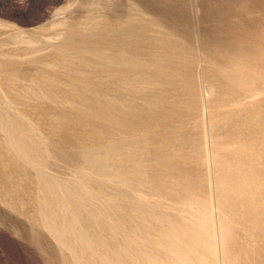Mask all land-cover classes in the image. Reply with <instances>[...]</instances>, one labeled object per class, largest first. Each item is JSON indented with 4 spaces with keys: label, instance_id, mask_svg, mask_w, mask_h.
I'll return each instance as SVG.
<instances>
[{
    "label": "rangeland",
    "instance_id": "rangeland-1",
    "mask_svg": "<svg viewBox=\"0 0 264 264\" xmlns=\"http://www.w3.org/2000/svg\"><path fill=\"white\" fill-rule=\"evenodd\" d=\"M260 94L264 0H0V264H262Z\"/></svg>",
    "mask_w": 264,
    "mask_h": 264
},
{
    "label": "bare ground",
    "instance_id": "bare-ground-1",
    "mask_svg": "<svg viewBox=\"0 0 264 264\" xmlns=\"http://www.w3.org/2000/svg\"><path fill=\"white\" fill-rule=\"evenodd\" d=\"M198 5V4H197ZM238 46V45H237ZM241 48V47H240ZM245 50V49H244ZM202 51V50H201ZM240 52V51H239ZM202 54V53H201ZM236 56H239L238 54L236 55ZM248 56V55H247ZM247 59V58H246ZM203 62V61H202ZM219 63H220V60H219V57L216 55L215 56V60L213 61V77H214V85L215 86H220L217 82L219 81L218 80V65H219ZM186 65V64H185ZM236 66H237V69L239 68V66H238V64H236ZM179 68V67H178ZM209 68V67H208ZM243 69V68H242ZM234 71H236V67H235V65H233V67H232V70H231V76L233 77V72ZM244 72V71H243ZM247 72V71H246ZM248 74V73H247ZM229 76H230V74H229ZM247 77H249V75L247 76ZM203 78H204V76H203ZM231 78V77H230ZM222 79V78H221ZM232 79H234V78H232ZM202 81H204V80H202ZM260 82V81H259ZM213 83V82H212ZM184 87H186V86H184ZM207 87V86H206ZM221 87V86H220ZM204 88V87H203ZM234 88H235V86H234ZM234 88H231L230 89V91H229V93H228V96H229V98L231 99V100H233V99H235V98H237L238 97V94H237V92H235L234 91ZM213 89V88H212ZM236 89V88H235ZM191 91V90H190ZM208 92V91H207ZM191 93V92H190ZM199 94H200V92H199ZM254 95V94H253ZM262 94H260V96H259V99L260 100H263L264 101V99H261V96ZM206 97V96H205ZM191 98V97H190ZM206 99V98H205ZM258 99V98H257ZM239 100V99H238ZM196 101V100H195ZM240 101V100H239ZM259 102V101H258ZM262 103V102H261ZM190 104V103H189ZM217 105V104H216ZM260 105V104H259ZM263 105V104H262ZM262 105H261V110H262ZM191 107V106H190ZM196 108V107H195ZM259 109V108H258ZM207 110V109H206ZM167 113V112H166ZM179 114V113H178ZM262 115H263V120H264V114L262 113ZM216 120H218V119H216ZM206 129V128H205ZM230 130V129H229ZM234 130L232 129L231 130V136L233 137L234 136V132H233ZM229 132V131H228ZM249 155V154H248ZM243 156V155H242ZM250 157V156H249ZM245 159V158H244ZM263 159H264V157H263ZM218 160V159H217ZM224 163V162H223ZM264 164V163H263ZM256 165V164H255ZM235 166V165H234ZM231 167V166H230ZM221 168V167H220ZM239 169V168H238ZM248 169V168H247ZM221 171V170H220ZM233 171V170H232ZM216 172V171H215ZM219 172V171H218ZM192 173V172H191ZM219 175H221V174H219ZM235 175V174H234ZM249 175H250V171H249V173H248V177H247V179L245 180L246 181V195H247V203H248V198L250 197V195H251V192H250V190H249V187H248V185H249V181H250V179H249ZM239 178H241V177H239ZM228 182V181H227ZM229 183V182H228ZM264 187V186H263ZM260 190V189H259ZM222 194V193H221ZM256 195H257V193H255L254 194V198L256 197ZM240 204V203H239ZM249 204V203H248ZM247 209H248V206L246 207ZM216 210V209H215ZM233 210V209H232ZM262 211V212H261ZM247 214H248V212H247ZM253 219H252V221H253V223H255V227H256V229L257 228H259V230H261V234L264 236V197H263V205H262V207H261V205L258 207V206H256L254 209H253ZM243 219V218H242ZM263 262H262V264H264V260H262Z\"/></svg>",
    "mask_w": 264,
    "mask_h": 264
}]
</instances>
